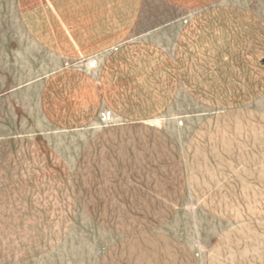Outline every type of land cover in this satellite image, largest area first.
<instances>
[{
	"label": "rangeland",
	"instance_id": "obj_1",
	"mask_svg": "<svg viewBox=\"0 0 264 264\" xmlns=\"http://www.w3.org/2000/svg\"><path fill=\"white\" fill-rule=\"evenodd\" d=\"M218 3L257 15L260 43L204 92L146 94L172 101L143 120L50 123L42 52L17 91L27 57L9 65L0 45V264H264V0Z\"/></svg>",
	"mask_w": 264,
	"mask_h": 264
},
{
	"label": "crops",
	"instance_id": "obj_2",
	"mask_svg": "<svg viewBox=\"0 0 264 264\" xmlns=\"http://www.w3.org/2000/svg\"><path fill=\"white\" fill-rule=\"evenodd\" d=\"M218 2L0 0V45L8 46L3 54L11 59L9 65L27 57L21 74L10 73L25 79L8 91L35 87L34 56L39 51L47 71L36 85L50 123L75 127L104 109L124 119L153 118L172 100H150L146 94L174 92L175 86H197L204 92L207 82L213 79L212 85H219L225 79L220 68L226 69L228 54L242 59L244 46L260 43L253 33L261 25L257 15ZM80 59L85 60L83 68L65 65ZM190 59L199 61L197 72L188 68ZM2 66L0 76L7 75ZM96 84L99 100L94 97Z\"/></svg>",
	"mask_w": 264,
	"mask_h": 264
},
{
	"label": "built area",
	"instance_id": "obj_3",
	"mask_svg": "<svg viewBox=\"0 0 264 264\" xmlns=\"http://www.w3.org/2000/svg\"><path fill=\"white\" fill-rule=\"evenodd\" d=\"M106 116H108V118H114L115 116L113 114H111V112H109V110H106L105 113H102L101 118H105Z\"/></svg>",
	"mask_w": 264,
	"mask_h": 264
}]
</instances>
